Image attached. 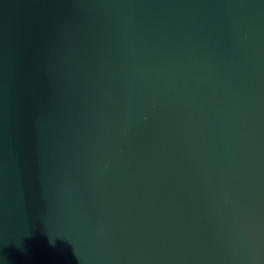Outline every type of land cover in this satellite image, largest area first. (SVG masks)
<instances>
[{
	"label": "water",
	"instance_id": "1",
	"mask_svg": "<svg viewBox=\"0 0 264 264\" xmlns=\"http://www.w3.org/2000/svg\"><path fill=\"white\" fill-rule=\"evenodd\" d=\"M0 264H264V0H0Z\"/></svg>",
	"mask_w": 264,
	"mask_h": 264
}]
</instances>
